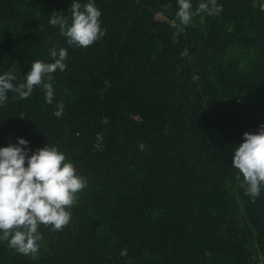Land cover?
I'll list each match as a JSON object with an SVG mask.
<instances>
[{"label": "trees", "instance_id": "obj_1", "mask_svg": "<svg viewBox=\"0 0 264 264\" xmlns=\"http://www.w3.org/2000/svg\"><path fill=\"white\" fill-rule=\"evenodd\" d=\"M72 3L0 0V74L18 84L51 48L68 53L51 104L42 86L7 94L0 147L54 145L88 181L67 227L41 226L28 255L0 240V264H264V187L253 200L232 167L264 124V0H217L175 37L177 0H94L106 34L87 48L49 22L70 24Z\"/></svg>", "mask_w": 264, "mask_h": 264}, {"label": "clouds", "instance_id": "obj_2", "mask_svg": "<svg viewBox=\"0 0 264 264\" xmlns=\"http://www.w3.org/2000/svg\"><path fill=\"white\" fill-rule=\"evenodd\" d=\"M175 13L179 24H173L178 36L182 27L190 24L193 16L200 13L219 14L223 6L217 0H201L195 11L191 0H177ZM171 10V4L163 6ZM71 23L64 15L53 12L50 24L59 26L60 34L67 38L69 46L90 47L106 34L101 28L102 12L94 0L81 4L73 0ZM53 62L35 60L26 73L23 82L15 84L16 75L12 70L0 74V106L8 100V93L17 94L16 99L29 98L34 88L42 86L45 101L51 104L54 99L53 74L66 70L67 49H50ZM182 55H187L185 51ZM64 104L57 102L56 117H62ZM29 142L18 138L17 144L0 147V240L20 254L28 255L38 251L39 241L43 239L41 226L52 231H62L72 219L69 209L75 204L77 194L87 186V178L79 174L76 165L68 160L58 147L49 144L38 148L29 155ZM23 146V147H22ZM143 150L144 145L139 146ZM232 167L237 169L240 187L245 194L255 200L264 187V124L255 132H244L243 141L235 148ZM127 249L121 250L126 255Z\"/></svg>", "mask_w": 264, "mask_h": 264}, {"label": "rangeland", "instance_id": "obj_3", "mask_svg": "<svg viewBox=\"0 0 264 264\" xmlns=\"http://www.w3.org/2000/svg\"><path fill=\"white\" fill-rule=\"evenodd\" d=\"M157 18L159 19V18H162V16L161 15H159V16H157Z\"/></svg>", "mask_w": 264, "mask_h": 264}]
</instances>
